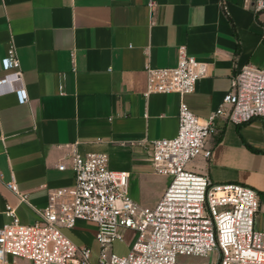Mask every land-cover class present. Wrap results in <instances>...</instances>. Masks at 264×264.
I'll return each mask as SVG.
<instances>
[{
  "label": "crops",
  "instance_id": "0c3cea01",
  "mask_svg": "<svg viewBox=\"0 0 264 264\" xmlns=\"http://www.w3.org/2000/svg\"><path fill=\"white\" fill-rule=\"evenodd\" d=\"M259 3L264 0H0V78L7 73L1 61L13 48L27 95L24 104L12 91L0 95V226L9 221L7 206L32 225L50 193L73 187L74 173L57 168L68 165L73 147L106 155L109 170L127 175L130 198L154 206L169 178L154 171L152 142L175 137L180 100L206 120L238 69L264 70ZM180 47L205 64L206 76L182 99L146 94V67H175ZM205 148L209 159L197 157L188 170L214 184L255 190L256 226L264 228V119L236 125L219 117ZM12 177L27 203L5 187ZM71 231L95 264L96 226L80 221ZM190 258L179 264H196Z\"/></svg>",
  "mask_w": 264,
  "mask_h": 264
},
{
  "label": "built area",
  "instance_id": "2783aa9c",
  "mask_svg": "<svg viewBox=\"0 0 264 264\" xmlns=\"http://www.w3.org/2000/svg\"><path fill=\"white\" fill-rule=\"evenodd\" d=\"M264 8L259 3L258 9ZM7 72L0 78V95L15 93L20 104L27 95L20 80L19 62L13 48L1 61ZM11 70H13L11 72ZM146 94L192 93L206 76L205 64L178 49L175 67H146ZM240 125L264 119V70L246 65L233 75L222 103L206 120L189 111L180 100L175 137L152 142V162L168 185L152 207L141 206L128 194L127 175L108 168L107 156L78 153L73 147L69 163L58 170L74 173L71 189L48 196L39 217L24 225L7 206L9 221L0 226V264H91L90 249L77 246L63 233L78 222L96 226L99 252L95 264H177L181 257L198 258L202 264H264V228L256 226L260 198L241 184H214L205 175L188 170L199 156L209 159L205 148L217 118ZM1 176V175H0ZM20 203H27L14 178L5 183ZM135 233L128 253H112L113 241L125 231Z\"/></svg>",
  "mask_w": 264,
  "mask_h": 264
},
{
  "label": "rangeland",
  "instance_id": "374dc122",
  "mask_svg": "<svg viewBox=\"0 0 264 264\" xmlns=\"http://www.w3.org/2000/svg\"><path fill=\"white\" fill-rule=\"evenodd\" d=\"M62 233L67 238H69L72 242H75L76 243L75 236L73 235V232L71 230L63 229L62 230ZM134 237L135 236H133V239H132L129 235H124L123 236V239L121 241L116 240V242L113 245V251H114V253L115 254H118V255H125V254H127L128 248H130L129 247V243H130L131 239L134 240ZM131 242H133V241H131ZM131 245H132V243H131ZM190 261H192V262H194L196 264H198V263L201 262V260L198 259V258H190ZM17 264H25V263L23 261H21V260H18L17 261ZM177 264H179V261L177 262Z\"/></svg>",
  "mask_w": 264,
  "mask_h": 264
}]
</instances>
